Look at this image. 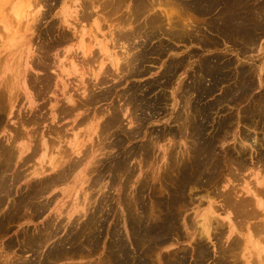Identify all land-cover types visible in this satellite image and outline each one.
Segmentation results:
<instances>
[{
	"label": "rangeland",
	"instance_id": "1",
	"mask_svg": "<svg viewBox=\"0 0 264 264\" xmlns=\"http://www.w3.org/2000/svg\"><path fill=\"white\" fill-rule=\"evenodd\" d=\"M90 1L0 0V264H264V0Z\"/></svg>",
	"mask_w": 264,
	"mask_h": 264
},
{
	"label": "bare ground",
	"instance_id": "2",
	"mask_svg": "<svg viewBox=\"0 0 264 264\" xmlns=\"http://www.w3.org/2000/svg\"><path fill=\"white\" fill-rule=\"evenodd\" d=\"M89 1H90V0H89ZM92 1L95 2V0H92ZM98 1H99V0H98ZM143 1H144V0H143ZM143 1H142V3H143ZM167 1H168V0H166V2H167ZM175 1H176V0H175ZM175 1H172V2H175ZM185 1H186V0H185ZM86 2H87V1H86ZM99 2H101V1H99ZM103 2H104V1H103ZM112 2H113V1H112ZM112 2H111V4H112ZM116 2H117V0H116ZM116 2H115V3H116ZM123 2H124V1H123ZM136 2H137V1H136ZM139 2H141V1H138V3H139ZM166 2L164 3V5L167 4V3H169V4L172 3V2H170V1L167 2V3H166ZM177 2H178V1H176L175 3H177ZM179 2H180V1H179ZM183 2H184V1H183ZM90 3H92V2L90 1ZM96 3H97V2H96ZM104 3H106V2H104ZM104 3H103V5L105 6ZM113 3H114V2H113ZM118 3L121 4L120 1H119ZM88 4H89V3H88ZM120 4H119V5H120ZM124 4H125V3H124ZM150 4H151V3H150ZM152 4H153V3H152ZM152 4H151V5H152ZM155 4H156V0H155ZM169 4H168V6H169ZM177 4H178V3H177ZM185 4H186V3H185ZM81 5H82V4H81ZM84 5H85V4H84ZM91 5H92V4H91ZM91 5H90V6H91ZM109 5H110V3H109ZM112 5H113V4H112ZM116 5H117V4H116ZM137 5H138V4H137ZM145 5H146V4H144V6H145ZM156 5H157V4H156ZM158 5H160V4H158ZM171 5H172V4H171ZM259 5H260V4H259ZM87 6H88V5H87ZM101 6H102V3H101ZM113 6H114V8L118 7V5L115 6V4H114ZM131 6H132V5H131ZM135 6H136V5H135ZM135 6H134V7H135ZM148 6H149V5H148ZM153 6H154V5H153ZM191 6H193V5H191ZM82 7H83V6H82ZM99 7H100V6H99ZM106 7H107V5L105 6V8H106ZM121 7H122V6H121ZM137 7H138V6H137ZM137 7H136V8H137ZM141 7H142V6H141ZM146 7H147V6H146ZM88 8H91V7L88 6ZM103 8H104V7H101L100 9H103ZM105 8H104V9H105ZM107 8H109V7H107ZM107 8H106V9H107ZM114 8L111 7V9H109V10H111L110 12H107L108 10L106 11V9H105V11H106L107 14H108V13H111V12H112V9H114ZM118 8H119V7H118ZM122 8H123V7H122ZM139 8H140V7H139ZM151 8H152V7H151ZM258 8H261V9H262V7H258ZM104 9L102 10V12L104 11ZM119 9H120V8H119ZM84 10H85V8L83 9V12H84ZM142 10H143V7H142ZM142 10H141V11H142ZM151 10H152V9H151ZM190 10H191V9H190ZM192 10H194V9H192ZM85 11H87V9H86ZM99 11H100V10H99ZM105 11H104V13H105ZM116 11H117V8H116ZM157 11H158V10H157ZM157 11H156V12H157ZM220 11H221V10H220ZM87 12H88V11H87ZM89 12H90V11H89ZM89 12H88V13H89ZM91 12H92V11H91ZM91 12L89 13L90 15H91ZM93 12L95 13V11H93ZM93 12H92V14H93ZM117 12H118V11H117ZM117 12H115V13L117 14ZM145 12H148V10H147V11L145 10V11L142 12V13H145ZM185 12H186V11H185ZM255 12H256V16H257V15L260 16L259 14H257V11H255ZM258 12H259V11H258ZM84 13H85V12H84ZM100 13H101V11H100ZM112 13L114 14V12H112ZM130 13H131V12H130ZM148 13H149V12H148ZM252 13H253V12H252ZM262 13H264V11H262ZM101 14H102V13H101ZM107 14H106V15H107ZM113 14H112V15H113ZM135 14H136V13H135ZM154 14H155V11H154ZM160 14H161V13H160ZM160 14L156 13L157 16L160 15ZM82 15H83V14H82ZM82 15H81V16H82ZM109 15H110V14H109ZM122 15H123V14H122ZM132 15H133V17L136 16V15H134L133 13H132ZM137 15H138V14H137ZM152 15H153V14H152ZM165 15H166V14H165ZM165 15H164V16H165ZM167 15H168V14H167ZM88 16H89V15H88ZM114 16H115V15H114ZM169 16H170V15H169ZM256 16H255V17H256ZM83 17H84V16H83ZM89 17H90V16H89ZM104 17H105V16H104ZM107 17H108V16H107ZM118 17H119V16H118ZM121 17H122V16H121ZM140 17H141V16H140ZM161 17H162V16H160V17L158 16V18H161ZM218 17H219V16H218ZM260 17H261V16H260ZM81 18H82V17H81ZM108 18H110V17H108ZM130 18H131V17H129L128 20L131 22L132 20H130ZM146 18H147V17H146ZM148 18L150 19V18H151V15H150V17L148 16ZM148 18H147V19H148ZM155 18H157V17H155ZM76 19H77V18H76ZM78 19H79V18H78ZM84 19H88V18L86 17V14H85ZM106 19H107V18H106ZM114 19H116V18H114ZM144 19H145V18H144ZM149 19H148V20H149ZM152 19H153V17H152ZM162 19H163V17H162ZM225 19H226V18H225ZM263 19H264V18H263ZM263 19H262V20H263ZM81 20H83V19H81ZM121 20H122V19H121ZM121 20H120V21H121ZM128 20H125V21L127 22ZM134 20H136V19L134 18ZM134 20H133V21H134ZM137 20H139V18H137ZM137 20H136V21H137ZM166 20H167V19H166ZM170 20L172 21V20H174V18H173V19H169V22H170ZM223 20H224V19H223ZM229 20H230V19H229ZM250 20H251V19H250ZM93 21H94V20H93ZM113 21H115V20H113ZM122 21H124V20H122ZM122 21H121V23H122ZM129 21H128V22H129ZM136 21H135V23H136ZM153 21H154V20H153ZM153 21H152V24H153ZM155 21H156V20H155ZM155 21H154V22H155ZM175 21H176V20H175ZM238 21H239V20H238ZM242 21H243V20H242ZM244 21H245V20H244ZM244 21H243V22H244ZM256 21H257V19H256ZM74 22H75V21H74ZM74 22H73V23H74ZM126 22H124V25H125ZM128 22L126 23V26H127V24H129ZM138 22H139V21H138ZM144 22H145V21H144ZM157 22H158V19H157ZM165 22H166V21H165ZM178 22H179V21H178ZM178 22H177V23H178ZM218 22H219V21H218ZM230 22L233 23L232 21H230ZM76 23H77V22H76ZM81 23H82V22H81ZM110 23H111V22H110ZM135 23H134V25H135ZM149 23H150V22H149ZM163 23H164V22H163ZM181 23H182V22H181ZM181 23H180V24H181ZM74 24H75V23H74ZM74 24H73V25H74ZM132 24H133V23H132ZM132 24H131V25H132ZM139 24H140V23H139ZM154 24H155V23H154ZM159 24H160V23H159ZM166 24H167V23H166ZM168 24H169V23H168ZM172 24H173V27H175V25H176L175 22H172L171 25H169V26H172ZM180 24H179V26H180ZM223 24H224V23H223ZM225 24H226V23H225ZM240 24H241V23H240ZM249 24H251L250 21H249ZM65 25H66V23H65ZM70 25H71V24H70ZM77 25H79V24H77ZM115 25H116V24H115ZM119 25H120V24H119ZM124 25H123V27H124ZM140 25H141V24H140ZM144 25H147V24L144 23ZM148 25H149V24H148ZM162 25H163V24L161 23V26H162ZM181 25H182V24H181ZM184 25L186 26L187 24H184ZM244 25H245V24H244ZM120 26H121V25H120ZM126 26H125V27H126ZM149 26L151 27L152 25L150 24ZM156 26H157V25H156ZM158 26H159V25H158ZM158 26H157V27H158ZM179 26H176V27H179ZM185 26H184V28H185ZM238 26H239V25H238ZM253 26H254V24H253ZM63 27H64V26H63ZM66 27H67V26H66ZM75 27H76V26H75ZM131 27H132V26H130V27H128V28H131ZM173 27H172V29L175 30L176 28L174 29ZM182 27H183V25H182ZM232 27H233V26H232ZM118 28H119V29H118L117 32H118V34H119V30H120V28H122V27H118ZM128 28L126 29V31H127V30H130V29H128ZM163 28H164V27H163ZM165 28H166V27H165ZM187 28L189 29L190 27L187 26ZM257 28H258V27H257ZM134 29H135V27H134ZM152 29H153V28H152ZM155 29H158V30H159V28H156V27H155ZM169 29H171V28L169 27ZM169 29H168V32L171 31V30H169ZM188 29H185V30H188ZM259 29H261V28H259ZM71 30H72V29H71ZM122 30H123V28L121 29V32L124 31V30H123V31H122ZM132 30H133V29H132ZM165 30H166V29H165ZM165 30H164V32H165ZM179 30H180V29H179ZM185 30H183V31H185ZM236 30H237V29H236ZM72 31H73V30H72ZM77 31H78V29H77ZM126 31H124V33H122L121 35H125V36H126V33H128V32H126ZM134 31H135L134 34H135V37H136V34H137V32H138L139 30H137V32H136V29H135ZM146 31H147V30H146ZM160 31H161V30H160ZM175 31H176V30H175ZM183 31H181V32L183 33ZM117 32H116V33H117ZM131 32H132V31L130 30L129 33H131ZM141 32H142V31H141ZM144 32H145V31H144ZM162 32H163V31H162ZM168 32L166 31V33H168ZM172 32H173V31H172ZM176 32H178V31H176ZM176 32H175V33H176ZM235 32H236V31H235ZM256 32H257V31H256ZM75 33H76V32H75ZM80 33H81V32H80ZM132 33H133V32H132ZM155 33H157V32L155 31ZM182 33H181V34H182ZM187 33H189V32H187ZM111 34H112V33H111ZM142 34H143V33H142ZM145 34H146V35H145V37H146V36H147V33L145 32ZM161 34H162V33H161ZM170 34H173V33H170V32H169V35H170ZM75 35H76V34H75ZM112 35H113V34H112ZM131 35H132V34H131ZM138 35H141V34H138ZM148 35H149V33H148ZM152 35H153V34H152ZM166 35H168V34H166ZM174 35H175V34H174ZM179 35H180V33H179ZM183 35H184V34H183ZM196 35H197V34H196ZM114 36H115V35H114ZM118 36H120V35H118ZM185 36H186V35H185ZM188 36H189V34H188ZM92 37H93V36H92ZM120 37H121V36H120ZM130 37H131V36L129 35V38H130ZM132 37H133V39L135 38L134 35H133ZM154 37H155V36H154ZM77 38H78V36H77ZM123 38H124V36H123ZM138 38H142V36L137 37V40H138ZM143 38H144V36H143ZM143 38H142V40H143ZM258 38H259V37H258ZM126 39H128V37H127ZM126 39H125V40H126ZM147 39H148V38H147ZM226 39H227V38H226ZM256 39H257V38H256ZM259 39H260V38H259ZM121 40H123V39H121ZM129 40H130V39H129ZM129 40H126V41H129ZM144 40H145V39H144ZM178 40H179V39H178ZM190 40H191V37H190ZM209 40H211V39H209ZM241 40H243V39H241ZM249 40H250V39H249ZM252 40H253V39H252ZM257 40H258V39H257ZM67 41H68V40H67ZM131 41H133L132 38H131ZM139 41H140V40H139ZM171 41H172V40H171ZM114 42H115V41H114ZM120 42H121V41H120ZM122 42H123V41H122ZM124 42H125V41H124ZM238 42H239V41H238ZM243 42H244V40H243ZM247 42H248V41H247ZM254 42H255V41H254ZM127 43H128V45H129V44L134 43V42H130V43L127 42ZM124 44H126V42H125ZM252 45H254V44H252ZM104 46H105V45H104ZM104 46H103V48H102V49H103L102 51L105 53L106 50H104V48H105ZM130 46H131V47H127V46H126V47L129 48V49H131V48H132V45H130ZM142 46H143V45H142ZM256 46H257V45H256ZM148 47H149V46H148ZM120 48H121V46H120ZM134 48H135V47H134ZM137 48H138V47H137ZM168 48H169V47H168ZM125 49H126V48H125ZM165 49H167V48H165ZM139 50H140V49H139ZM167 50H168V49H167ZM91 51H92V50H91ZM91 51H90V50H87V48H86V55L89 56V54L91 53ZM128 51H129V50H128ZM130 51H131V50H130ZM103 52H102V53H103ZM93 53H94V52H93ZM134 53L136 54L137 52L135 51ZM137 54H138V53H137ZM70 55H71V54H70ZM132 55H133V54H132ZM75 57H76V56H75ZM95 57H96V56H93L92 58H95ZM132 57H134V56H131V58H132ZM41 58H42V57H41ZM69 58H70V57H69ZM88 58H89V57H88ZM134 58H135V59H133V60H136V57H134ZM77 59H78V58H77ZM138 59H139V58H138ZM94 60H95V59H94ZM94 60H93V61H94ZM122 61H124V60H122ZM126 61H127V60H125V63H124L125 65H124V67H122L123 64L120 63L121 60H117V61H116L117 64L115 65V71H118V72L120 73L121 69L125 68L126 64H129L128 66L131 65V62H130L129 60H128V63H126ZM84 62L87 63L86 60H85ZM89 62H90L91 64L94 63V62L92 63V59H91V61H89ZM89 62H88V63H89ZM95 62H96V61H95ZM133 62H134V61H133ZM133 62H132V63H133ZM135 62H138V61H135ZM85 63H84V64H85ZM120 64H121V65H120ZM134 65H137V63H135ZM120 66H121L122 68H121ZM176 66H177V65H176ZM132 67H133V65H132ZM132 67H131V68H132ZM225 67H226V66H224V68H225ZM119 69H120V71H119ZM126 69H127V68H126ZM126 69H125V70H126ZM133 69H134V67L132 68V70H133ZM103 70H104V69H103ZM103 70H102V72H103ZM109 71H111V70H108V72L105 70L106 74H108ZM126 71H127V70H126ZM128 71H129V70H128ZM122 72H123V70H122ZM132 72H134V71H132ZM110 73H111V72H110ZM110 73H109V75L111 76L112 73H111V74H110ZM113 73H114V72H113ZM102 74H103V73H101V75H102ZM114 74H115V73H114ZM121 74H122V73H121ZM109 75H108V76H109ZM117 75H118V74L116 73L115 76H117ZM122 75H123V74H122ZM103 76H104V78H108L107 76L105 77V75H103ZM103 76H101V77L103 78ZM97 77H100V75L97 76ZM101 77H100V78H101ZM119 77H120V75H119ZM49 78H50V77H49ZM122 80H123V79H122ZM126 80H127V79H126ZM249 80H250V79H249ZM115 81H116V80H115ZM110 82H112V81H110ZM116 82H117V81H116ZM119 82H120V81H119ZM122 82H123V81H122ZM97 83H98V82H97ZM97 83H96V84H97ZM107 83H109V82H107ZM107 83H106V85H107ZM117 83H118V82H117ZM117 83H116V84H117ZM239 83H240V82H239ZM99 84H101V83H99ZM99 84H98V85H99ZM103 84H104V83H102L101 85H103ZM196 84H197V83H196ZM98 85H97V86H98ZM112 85H113V84H112ZM190 85H191V84H190ZM200 85H201V84H200ZM238 85H239V84H238ZM97 86H95V84H94V87H97ZM99 86H100V85H99ZM48 87H49V86H48ZM46 88H47V87H46ZM88 88H89V87H88ZM111 88H112V87H111ZM187 88H188V87H187ZM207 88H208V87H207ZM70 89H71V88H70ZM92 89H93V88H92ZM113 89H114V88H113ZM115 89H116V88H115ZM128 89H129V88H128ZM128 89H127V90H128ZM134 89H135V88H134ZM46 90H47V89H46ZM236 90H237V89H236ZM236 90H235V91H236ZM92 91H93V90H92ZM108 91H109V90H108ZM45 92H46V91H45ZM95 92H96V91H95ZM126 92H127V91H126ZM75 93H76V92H75ZM90 93H91V92H90ZM190 93H191V92H190ZM193 93H195V92H193ZM193 93H192V94H193ZM236 93H237V92H236ZM116 94H117V93H116ZM125 94H127V93H125ZM125 94H124V95H125ZM137 94H138V92H137ZM127 95H128V94H127ZM232 95H233V94H232ZM104 96H106V95H104ZM124 97H125V96H124ZM131 97H132V96H131ZM131 97H130V98H131ZM72 98H73V97H72ZM103 98H104V97H103ZM105 98H106V97H105ZM130 98H129V99H130ZM234 98H235V97H234ZM242 98H243V97H242ZM92 99H93V98H92ZM106 99H107V98H106ZM123 99H124V98H123ZM125 99L127 100V98H125ZM125 99H124V100H125ZM131 99H132V98H131ZM138 99H139V98H138ZM226 99H229V98H226ZM134 100H135V99H134ZM187 100H188V99H187ZM75 101H76V100H75ZM107 101H108V100H107ZM120 101H121V100H120ZM127 101H128V100H127ZM91 102H94V103H95V101H91ZM91 102H90V103H91ZM97 102H98V101H97ZM123 102H124V101H123ZM94 103H93V104H94ZM130 103H132V102H130ZM137 103H138V102H137ZM137 103H136V104H137ZM144 103H145V102H144ZM149 103H150V102H149ZM126 104H127V103H126ZM116 105H117V104H116ZM128 105H131V104H128ZM132 105H133V104H132ZM151 105H152V104H151ZM43 106H44V105H43ZM112 106H113V105H112ZM126 106H127V105H126ZM135 106H136V105H135ZM152 106H154V105H152ZM258 106H259V105H258ZM136 107H137V106H136ZM138 107H139V106H138ZM139 108H141V107H139ZM139 108H138V109H139ZM259 108H260V107H259ZM143 109H144V108H143ZM187 109H188V108H187ZM189 109H190V108H189ZM68 110H69V109H67V111H68ZM111 111H112V110H111ZM131 111H132V110H131ZM135 111H136V110H135ZM155 111H157V110H155ZM69 112H70V111H69ZM116 112H117V111H116ZM129 112H130V111H129ZM146 112H148V111H146ZM191 112H192V111H191ZM66 113H67V112H66ZM100 113H101V112H100ZM194 113H195V112H194ZM199 113H200V112H199ZM36 114H37V113H36ZM64 114H65V112H64ZM98 114H99V113H98ZM120 114H121V113H120ZM130 114H132V113H130ZM142 114H143V113H142ZM113 115H115V114H113ZM133 115H134V114H133ZM252 115H253V114H252ZM37 116H38V115H37ZM102 117H103V116H102ZM108 117H109V116H108ZM116 117H117V116H116ZM122 117H123V116H122ZM145 117H146V116H145ZM203 117H204V116H203ZM134 118H135V117H134ZM196 118H197V117H196ZM249 118H250V115H249ZM111 119L114 120V119H116V118L114 117V118H111ZM118 119H119V118H118ZM118 119H117V120H118ZM135 119H136V118H135ZM141 119H142V118H141ZM188 119H189V118H188ZM188 119H186L187 122H188ZM250 119H252V118H250ZM39 120H40V119H39ZM113 120H112V121H113ZM131 120H134V119L131 118ZM136 120H137V119H136ZM138 120H139V119H138ZM143 120H145V119H143ZM186 120H185V121H186ZM201 120H202V119H201ZM204 120H205V119H204ZM110 121H111V120H110ZM134 122H135V121H134ZM138 122H139V121H138ZM228 122H229V120H228ZM77 123H78V122H77ZM118 123H119V122H118ZM136 123H137V122H136ZM185 123H186V122H185ZM188 123H190V122H188ZM229 123H230V122H229ZM251 123H252V122H251ZM102 124H104V123L102 122ZM105 124H106V123H105ZM108 124H109V126H110V123H108ZM108 124H106V125H108ZM223 124H224V123H223ZM97 125H98V124H97ZM113 125H114V124H113ZM184 125H185V124H184ZM186 125L188 126L189 124H186ZM225 125H226V124H225ZM116 126H117V125H116ZM136 126H137V125H136ZM189 126H190V125H189ZM194 126H195V125H194ZM198 126H199V125H198ZM134 127H135V126H134ZM180 127H181V126H180ZM183 127H184V126H183ZM185 127H186V126H185ZM104 128H105V127H104ZM104 128H103V129H104ZM103 129H102V130H103ZM107 129H108V127H107ZM185 129H186V128H185ZM200 129H201V128H200ZM110 131H111V130H110ZM110 131H109V132H110ZM93 132H94V131H93ZM197 132H198V131H197ZM200 132H201V131H200ZM90 133H91V132H90ZM106 133H107V131H106ZM65 135H66V134H65ZM89 135H90V134H89ZM97 135H98V134H97ZM99 135H100V134H99ZM104 135H105V134H104ZM112 135H113V134H112ZM172 135H173V134H172ZM196 135H197V134H196ZM247 135H248V133H247ZM85 136H86V135H85ZM87 136H88V134H87ZM100 136H101V135H100ZM106 136H107V135H106ZM243 136H244V135H243ZM91 137H92V136H91ZM98 137H99V136H98ZM184 137H185V136H184ZM184 137H183V138H184ZM198 138H199V136H198ZM244 138H245V136H244ZM102 139H103V138H102ZM157 139H159V138H157ZM245 139H246V138H245ZM155 140H156V139H155ZM204 141H205V140H204ZM200 142H203V141H200ZM79 144H80V143H79ZM151 144H152V142H151ZM240 144H241V143H240ZM109 145H110V144H109ZM113 145H114V144H113ZM241 145H242V144H241ZM104 146H105V145H104ZM110 146H111V145H110ZM111 147H113V146H111ZM151 147H152V146H151ZM201 147H202V146H201ZM152 148H153V147H152ZM198 148H199V147H198ZM79 149H80V148H79ZM203 149H204V148H203ZM254 149H255V148H254ZM236 150H237V149H236ZM241 150H242V149H241ZM244 150H245V149H244ZM189 151H190V150H189ZM192 151H193V150H192ZM242 151H243V150H242ZM130 152H131V151H130ZM144 152H145V151H144ZM211 152H212V151H211ZM236 152L238 153V151H236ZM80 153H81V152L78 151V154H80ZM82 153H83V151H82ZM82 153H81V154H82ZM213 153H214V152H213ZM244 153H245V151H244ZM64 154H65V153H64ZM81 154H80V155H81ZM106 154H107V153H106ZM171 154H172V153H171ZM223 154H224V153H223ZM238 154H239V153H238ZM165 155H166V154H165ZM186 156H187V155H186ZM208 156H209V154H208ZM216 156H217V155H216ZM85 157H86V156H85ZM166 157H167V156H166ZM183 157H184V155H183ZM205 157H206V156H205ZM210 157H212V156L210 155ZM62 158H64V157H62ZM178 158H179V157H178ZM184 158H185V157H184ZM203 158H204V156H203ZM231 158H233V157H231ZM231 158H230V159H231ZM83 159H84V158H83ZM216 159H217V158H216ZM216 159H215V160H216ZM233 159H234V158H233ZM57 160H58V159H57ZM57 160H56V161H57ZM71 160H72V159H71ZM80 160H81V159H80ZM169 160H170V159H169ZM169 160H168V161H169ZM241 160H242V159H241ZM5 161H6V160H5ZM56 161H55V162H56ZM146 161H147V160H146ZM233 161H234V160H233ZM239 161H240V160H239ZM58 162H59V161H58ZM65 162H66V161H65ZM68 162H70V161H68ZM77 162H78V161H77ZM79 162H80V161H79ZM125 162H126V161H125ZM147 162H148V161H147ZM179 162H180V161H179ZM183 162H184V161H183ZM207 162H208V161H207ZM237 162H238V161H237ZM256 162H257V161H256ZM258 162H260V161H258ZM61 163H63V162H61ZM72 163H73V162H72ZM75 163H76V162H75ZM75 163H74V164H75ZM81 163H82V162H81ZM117 163H118V162H117ZM228 163H229V162H228ZM241 163H242V161H241ZM65 164H67V163H65ZM74 164H73V165H74ZM168 164H169V163H168ZM184 164H185V163H184ZM204 164H205V163H204ZM229 164H230V163H229ZM232 164H233V163H232ZM244 164H245V163H244ZM50 165H51V164H50ZM62 165H63V164H62ZM68 165H69V163H68ZM76 165H77V164H76ZM179 165H180V164H179ZM206 165H207V164H206ZM233 165H235V163H234ZM239 165H240V163H239ZM254 165H255V164H254ZM260 165H264V163H263V164H260ZM66 166H67V165H66ZM74 166H75V165H74ZM109 166H110V165H109ZM181 166H182V165H181ZM217 166H218V165H217ZM229 166H231V165H229ZM229 166H228V167H229ZM235 166H236V165H235ZM242 166H243V165H242ZM242 166H241V168H242ZM245 166H246V165H245ZM123 167H124V166H123ZM207 167H208V166H207ZM248 167H249V166H248ZM262 167H264V166H262ZM51 168H52V166H51ZM60 168H61V167H60ZM118 168H120V167H118ZM124 168H125V167H124ZM175 168H176V167H175ZM180 168H182V167H180ZM232 168H234V167H232ZM237 168H238V167H235L236 170H237ZM131 169H132V168H131ZM202 169H203V168H202ZM235 169H234V170H235ZM238 169H239V168H238ZM249 169H250V167H249ZM52 170H53V169H52ZM54 170H55V169H54ZM54 170H53V171H54ZM58 170H59V168H58ZM123 170H124V169H123ZM170 170H171V169H170ZM177 170H178V169H177ZM240 170H241V169H240ZM240 170H238V171H240ZM56 171H57V170H56ZM64 171H65V170H64ZM64 171H63V172H64ZM121 171H122V170H121ZM124 171H125V170H124ZM168 171H169V170H168ZM122 172H123V171H122ZM126 172H127V171H126ZM201 172H202V171H201ZM221 172H222V171H221ZM58 173H59V172H58ZM67 173H68V172H67ZM70 173H71V172H70ZM116 173H117V172H116ZM123 173H124V172H123ZM131 173H132V172H131ZM119 174H120V173H119ZM124 174H125V173H124ZM126 174H127V173H126ZM126 174H125V175H126ZM149 174H150V173H149ZM190 174H191V173H190ZM223 174H224V173H223ZM225 174H227V173H225ZM225 174H224V175H225ZM242 174H243V173H242ZM253 174H254V173H253ZM58 175H59V174H58ZM60 175H61V173H60ZM65 175H66V171H65ZM191 175H192V174H191ZM197 175H198V174H197ZM231 175H232V174H231ZM250 175H251V174H250ZM116 176H117V175H116ZM150 176H151V175H150ZM178 176H179V174H178ZM228 176H229V175H228ZM233 176H234V175H233ZM233 176H230V177L232 178ZM60 177H61V176H60ZM66 177H67V175H66ZM155 177H156V176H155ZM183 177H184V176H183ZM190 177H191V176H190ZM194 177H195V176H194ZM200 177H201V176H200ZM259 177H261V176H259ZM51 178L54 179L53 177H51ZM57 178H58V176H57ZM62 178L65 179V176H63ZM145 178H146V177H145ZM147 178H148V177H147ZM176 178H177V177H176ZM231 178H230V180H231ZM234 178H235V177H234ZM234 178H232V180H233ZM263 178H264V176H263ZM58 179H59V178H58ZM67 179H68V177H67ZM67 179H66V180H67ZM132 179H133V178H132ZM202 179H203V178H202ZM206 179H207V178H206ZM256 179H257V178H256ZM161 180H162V179H161ZM230 180H229V181H230ZM234 180H235V179H234ZM234 180H233V181H234ZM251 180H253V179L251 178L250 181H251ZM254 180H255V179H254ZM257 180H258V179H257ZM262 180H264V179H262ZM18 181H19V180H18ZM53 181H54V180H53ZM55 181H56V180H55ZM58 181H59V180H58ZM138 181H139V180H138ZM147 181H148V180H147ZM197 181H198V180H197ZM203 181H204V180H203ZM259 181H260V180H259ZM1 182H2V181H1ZM5 182H6V184H7V181H5ZM5 182H4V183H5ZM50 182H52V181H50ZM50 182H48V183H50ZM199 182H200V181H199ZM237 182H238V181H237ZM37 183H38V182H37ZM56 183H57V182H56ZM98 183H99V182H98ZM161 183H162V182H161ZM195 183H196V182H195ZM35 184H36V183H35ZM52 184H53V183H52ZM196 184H197V183H196ZM208 184H209V183H208ZM228 184L230 185V183H228ZM263 184H264V183H262V186H263ZM7 185H9V184H7ZM42 185H44V184H42ZM57 185H59V184H57ZM145 185H146V184H145ZM176 185H178V184H176ZM256 185H257V184H256ZM256 185H255L254 188L252 187L254 190L257 189ZM31 186H32V185H31ZM46 186H47V184L44 186V188H45ZM138 186H139V185H138ZM188 186H191V185H188ZM193 186H194V185L192 184V186L189 187V189L192 188ZM223 186H224V185H223ZM257 186H258V185H257ZM42 187H43V186H42ZM51 187H52V186H50V188H51ZM195 187L197 188V186H195ZM243 187H244V186H243ZM249 187H250V186H249ZM38 188H39V187H38ZM48 188H49V187H48ZM122 188H123V187H122ZM255 188H256V189H255ZM194 189H195V188H194ZM194 189H193V190H194ZM228 189H229V188H228ZM243 189H244V188H243ZM260 189H261V188H260ZM45 190H46V189H45ZM0 191H1V190H0ZM4 191H5V190H4ZM174 191H175V190H174ZM228 191H229V190H228ZM257 191H258V189H257ZM5 192L7 193L8 191H5ZM177 192H178V191H177ZM209 192H210V191H209ZM232 192H233V191H232ZM236 192H237V191H236ZM238 192L240 193V191H238ZM242 192H243V191H242ZM244 192H245V191H244ZM244 192H243V193H244ZM45 193H47V192H45ZM169 193H170V192H169ZM259 193H261V195H262V192L259 191ZM0 194H1V192H0ZM3 194H4V192H3ZM127 194H128V193H127ZM222 194H223V193H222ZM7 195H9V194H7ZM184 195H185V194H184ZM187 195H188V194H187ZM208 195H209V194H208ZM208 195H207V196H208ZM231 195H233V194H231ZM242 195H243V194H242ZM261 195H260V196H261ZM263 195H264V194H263ZM88 196H89V195H88ZM166 196H167V195H166ZM175 196H176V195H175ZM178 196H179V195H178ZM219 196H220V195H219ZM172 197H173V196H172ZM180 197H181V196H180ZM188 197H189V196H188ZM217 197H218V196H217ZM234 197H235V196H233V198H234ZM238 197H241V195L238 196ZM244 197H245V196H244ZM250 197H251V196H250ZM263 197H264V196H263ZM85 198H86V197H85ZM126 198H127V196H126ZM137 198H138V197H137ZM181 198H182V197H181ZM207 198H208V197H207ZM218 198H219V197H218ZM242 198H243V196H242ZM29 199H30V198H29ZM36 199H37V197H36ZM134 199H135V196H134ZM226 199H227V198H226ZM249 199H250V198H249ZM31 200H32V199H31ZM85 200H86V199H85ZM88 200H89V199H88ZM191 200H192V199H191ZM230 200H231V199H230ZM28 201H29V200H28ZM135 201H136V199H135ZM135 201H134V202H135ZM188 201H189V200H188ZM228 201H229V200H228ZM254 201H255V199H254ZM182 202H183V201H182ZM225 202H227V201L225 200ZM235 202H236V201H235ZM262 202H263V201H262ZM22 203H23V202H22ZM26 203H27V202H26ZM106 203H107V202H106ZM124 203H125V202H124ZM160 203H161V202H160ZM216 203H217V202H216ZM216 203H215V204H216ZM256 203H258V202H256ZM260 203H261V202H260ZM1 204H2V203H1ZM85 204H86V203H85ZM102 204H103V203H102ZM126 204L128 205V203H126ZM191 204H192V203H191ZM225 204H226V203H225ZM225 204H224V205H225ZM228 204H229V202L227 203V205H228ZM232 204H233V203H232ZM237 204H239V202H237ZM245 204H246V203H245ZM24 205H25V203H24ZM192 205H193V204H192ZM212 205H213V204H212ZM241 205H243V203H242ZM255 205H256V204H255ZM28 206H29V204H28ZM99 206H100V205H99ZM129 206H130V205H129ZM178 206H179V205H178ZM225 206H226V205H225ZM228 206L230 207V206H232V205L229 204ZM238 206H240V204H239V205H236V208L239 209L240 207H238ZM263 206H264V205H263ZM23 207H24V206H23ZM30 207H31V206H30ZM134 207H135V206H134ZM139 207H140V206H139ZM158 207H159V206H158ZM171 207H172V206H171ZM212 207H213V206H212ZM260 207H261V206H260ZM26 208H27V207H26ZM140 208H141V207H140ZM179 208H180V207H179ZM186 208H187V207H186ZM234 208H235V207H234ZM133 209H134V208H133ZM142 209H143V208H142ZM156 209H157V208H156ZM159 209H160V208H159ZM168 209H169V208H168ZM168 209H167V210H168ZM224 209H225V208H224ZM230 209H231V208H230ZM248 209H249V208H248ZM134 210H135V209H134ZM150 210H151V209H150ZM174 210H175V209H174ZM185 210H186V209H185ZM197 210H198V209H197ZM231 210H232V209H231ZM233 210H234V209H233ZM252 210H253V209H252ZM136 211H137V210H136ZM158 211L160 212V210H158ZM225 211H226V210H225ZM262 211H263V210H262ZM147 212H148V211H147ZM162 212H163V211H162ZM162 212H161L160 214H162ZM165 212H166V211H165ZM196 212H197V211H196ZM236 212H237V211H236ZM255 212H256V211H255ZM255 212H254V213H255ZM259 212H261V211H259ZM135 213H136V212H135ZM138 213H139V212H138ZM138 213H137V214H138ZM238 213H239V212H238ZM238 213H237V214H238ZM240 213H241V212H240ZM240 213H239V214H240ZM256 213H257V212H256ZM139 214H140V213H139ZM139 214H138V217H136V218H139ZM183 214H184V213H183ZM142 215H143V214H142ZM152 215H153V214H152ZM231 215H232V213H231ZM233 215H234V214H233ZM246 215H247V214H246ZM86 216H87V215H86ZM131 216H132V215H131ZM145 216H146V215H145ZM195 216H196V215H195ZM204 216H205V215H204ZM214 216H215V215L212 214V215H210V216H208V217H204L203 221L199 223V227H200V230H201L202 237L205 236L206 238L211 239V236H212L211 232L213 231V230H212V221H213V220H216V218H215ZM252 216H253V215H252ZM81 217H82V216H81ZM132 217H133V216H132ZM143 217H144V216H143ZM236 217H238V216L236 215ZM236 217H235V218H236ZM93 218H94V217H93ZM134 218H135V217H134ZM200 218H201V217H200ZM200 218H199V219H200ZM217 218H218V217H217ZM233 218H234V217H233ZM233 218H232V219H233ZM244 218H245V216H244ZM250 218H251V217H250ZM94 219H95V218H94ZM132 219H133V218H132ZM153 219H154V218H153ZM197 219H198V218H197ZM242 219H243V218H242ZM251 219H253V218H251ZM251 219H249V220H251ZM100 220H101V219H100ZM134 220H135V219H134ZM185 220H186V219H185ZM191 220H192V219H191ZM217 220H218V219H217ZM243 220H245V219H243ZM243 220H242V221H243ZM247 220H248V219H247ZM253 220H254V219H253ZM77 221H78V220H77ZM140 221H142V220H140ZM157 221H158V220H157ZM218 221H219V220H218ZM238 221H239V220H238ZM240 221H241V220H240ZM262 221H264V219H263ZM91 222H92V221H91ZM96 222H97V221H96ZM98 222L100 223V221H98ZM134 222H135V221H134ZM180 222H181V221H180ZM213 222H214V221H213ZM234 222H235V221H234ZM246 222H247V221H246ZM73 223H74V222H73ZM93 223H94V222H93ZM139 223H140V222H139ZM189 223H190V222H189ZM239 223H240V222H239ZM262 223H264V222H262ZM76 224H77V223H76ZM135 224H136V223H135ZM147 224H148V223H147ZM173 224H174V222H173ZM192 224H193V222H192ZM242 224H243V223H242ZM245 224H246V223H245ZM252 224H253V222H252ZM254 224H255V222H254ZM259 224H260V223H259ZM96 225H97V224H96ZM96 225H95V226H96ZM250 225H251V224H250ZM250 225H249V226H250ZM255 225H258V224H255ZM97 226H98V225H97ZM133 226H134V225H133ZM180 226H181V225H180ZM183 226H184V224H183ZM187 226H188V225H187ZM238 226H239V225H238ZM242 226H244V225H242ZM253 226H254V225H253ZM49 227H50V226H49ZM143 227H144V226H143ZM145 227H146V226H145ZM168 227H169V226H168ZM188 227H189V226H188ZM199 227H197V229H198ZM127 228H128V227H127ZM185 228H186V226H185ZM185 228H184V229H185ZM248 228H249V227H248ZM84 229H85V228H84ZM84 229H83V230H84ZM92 229H93V228H92ZM184 229H183V230H184ZM90 230H91V229H90ZM185 230H186V229H185ZM185 230H184V231H185ZM192 230H194V229H192ZM214 230H215V229H214ZM247 230H248V229H247ZM252 230H253V229H252ZM50 231H51V230H50ZM71 231H72V230H70V233H71ZM84 231H85V230H84ZM91 231H92V230H91ZM91 231H90V232H91ZM132 231H133V230H132ZM138 231H139V230H138ZM144 231H145V230H144ZM188 231H189V230H188ZM217 231H218V230H217ZM243 231H244V230H243ZM261 231H263V228H262ZM74 232H75V231H74ZM173 232H174V231H173ZM128 233H129V232H128ZM184 233H185V232H184ZM253 233H254V232H253ZM71 234H72V233H71ZM88 234H89V233H88ZM119 234H120V233H119ZM260 234H261V233H260V230H259V234H258V235H260ZM83 235H84V233H83ZM220 235H221V234H220ZM225 235H226V234H225ZM249 235H250V234H249ZM69 236H70V235H69ZM117 236H118V235H117ZM132 236H133V234H132ZM172 236H173V235H172ZM197 236H198V235H197ZM247 236H248V235H247ZM87 237H88V236H87ZM129 237H130V236H129ZM189 237H190V236H189ZM39 238H40V237H39ZM171 238H172V237H171ZM250 238H251V237H250ZM31 239H32V238H31ZM143 239H144V238H143ZM203 239H204V237H203ZM234 239H235V238H234ZM63 240H64V239H63ZM81 240H82V239H81ZM93 240H94V239H93ZM199 240H200V239H199ZM238 240H239V239H238ZM36 241H37V240H36ZM42 241H43V239H42ZM60 241H61V240H60ZM60 241H59V242H60ZM65 241H66V239H65ZM74 241H75V240H74ZM78 241H79V240H78ZM120 241H121V239H120ZM126 241H127V240H126ZM143 241H144V240H143ZM200 241H201V240H200ZM212 241H213V240H212ZM235 241H236V240H235ZM239 241H240V240H239ZM239 241H238V242H239ZM245 241H246V240H245ZM29 242H30V241H29ZM232 242H233V241H232ZM240 242H241V241H240ZM34 243H35V242H34ZM37 243H40V242H37ZM130 243H131V242H130ZM75 244H76V243H75ZM167 244H168V243H167ZM234 244H235V243H234ZM29 245H30V244H29ZM29 245H28V246H29ZM131 245H132V244H131ZM229 245H230V244H229ZM232 245H233V244H232ZM162 246H163V245H162ZM206 246H207V245H206ZM116 247H117V246H115V248H116ZM129 247H130V246H129ZM230 247H231V246H230ZM248 247H249V246H248ZM256 247H257V246H256ZM61 248H62V247H61ZM132 248H133V247H132ZM249 248H250V247H249ZM62 249H63V248H62ZM133 249H134V248H133ZM142 249H143V248H142ZM231 249H232V248H231ZM117 250H118V248H117ZM119 250H120V248H119ZM154 250H155V249H154ZM184 250H185V249H183V251H184ZM229 250H230V249H229ZM55 251H57V250H55ZM115 251H116V250H115ZM115 251H114V253H115ZM140 251H141V250H140ZM226 251H228V249H226ZM234 251H235V250H234ZM60 252H61V251H60ZM118 252H119V251H118ZM237 252H238V251H237ZM119 253H120V252H119ZM171 253H172V252H171ZM128 254H129V253H128ZM128 254H127V255H128ZM176 254H177V253H176ZM200 254H202V253H200ZM208 254H209V253H208ZM220 254H221V253L218 254L219 257H220ZM230 254H231V253H230ZM47 255H48V254H47ZM49 255H50V254H49ZM118 255H120V254H118ZM59 256H60V254H59ZM63 256H64V255H63ZM65 256L67 257V255H65ZM128 256H129V255H128ZM180 256H181V255H180ZM222 256H223V254H222ZM224 256H225V255H224ZM224 256H223L222 258H223V260L225 261V259H224L225 257H224ZM71 257H72V256H71ZM121 257H122V256H121ZM130 257H131V256H130ZM130 257H129V258H130ZM182 257H183V256H182ZM201 257L203 258V255H201ZM108 258H109V257H108ZM135 258H136V257H135ZM235 258H236V257H235ZM65 259H66V258H65ZM171 259H172V258H171ZM228 259H229V258H228ZM233 259H234V258H233ZM9 260H11V259H9ZM133 260H134V259H133ZM139 260H140V259H139ZM142 260H143V259H142ZM219 260H220V259H219ZM0 261H1V260H0ZM158 261H159V258H158ZM224 261H223V262H224ZM251 261H252V259H251ZM11 262H12V261H11ZM25 262H26V261H25ZM125 262H126V261H125ZM244 262H245V261H244ZM244 262H242V263H244ZM248 262H250V261H248ZM21 263H22V262H21ZM194 263H195V262H194ZM245 263H246V262H245ZM4 264H6V262H5ZM24 264H25V263H24ZM112 264H113V263H112ZM195 264H196V263H195ZM228 264H229V263H228ZM256 264H259V263H256Z\"/></svg>",
	"mask_w": 264,
	"mask_h": 264
}]
</instances>
